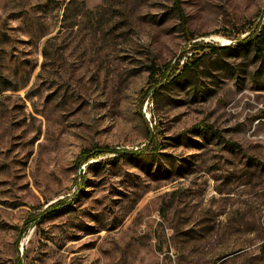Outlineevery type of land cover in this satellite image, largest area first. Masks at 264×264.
Instances as JSON below:
<instances>
[{
  "label": "rangeland",
  "instance_id": "obj_1",
  "mask_svg": "<svg viewBox=\"0 0 264 264\" xmlns=\"http://www.w3.org/2000/svg\"><path fill=\"white\" fill-rule=\"evenodd\" d=\"M71 1L0 0V264H264V0Z\"/></svg>",
  "mask_w": 264,
  "mask_h": 264
},
{
  "label": "trees",
  "instance_id": "obj_2",
  "mask_svg": "<svg viewBox=\"0 0 264 264\" xmlns=\"http://www.w3.org/2000/svg\"><path fill=\"white\" fill-rule=\"evenodd\" d=\"M75 0H72L70 2V5H72V2H74ZM175 1V8L177 9V11L181 12V8L179 6L180 0H174ZM264 19V17H263ZM264 37V20L262 21V23L256 27V29L254 27H252L249 32H248V36H246L245 38H242L241 36H238V38L233 39L234 42L232 45L234 46H239V47H244L245 45H247L250 42H253L254 40L260 41L262 40ZM52 40H49L47 43H50ZM192 41V40H191ZM205 48L209 49L208 52H206L205 54H203L201 57H197L195 56V58H189V60L187 62H185L181 67L175 68L172 67L170 64L167 65L163 70H160L159 68H156L154 65H151L149 67V82H148V86L142 90V96H143V100L141 101V107L142 108V104L144 103L145 99H147L149 96L155 95V93H159L160 89L163 88L164 86H167L168 84H172L174 82H176L179 77L181 75H184L186 72L189 71H193L199 64V62L201 61L200 59L205 56L208 55V53H219L220 51H225V50H229V49H233L231 48V46H205ZM195 51H201L199 48H193ZM203 50V49H202ZM45 58H48V52L47 50H45L44 52ZM195 55V54H194ZM197 57V58H196ZM46 69V68H45ZM42 76V75H41ZM12 91H16V90H12ZM204 128V129H203ZM206 128V129H205ZM198 131L200 130H208V131H214L212 127L209 126H198L197 128ZM216 133V132H215ZM231 146H236L235 144H232ZM158 145H157V141L156 139L153 138V140H151V146H149L148 150L151 151V153L154 151H158L159 149H157ZM147 150V151H148ZM145 151V152H147ZM144 150H139V151H127V150H118L117 148H113V147H108V146H103V147H98V148H94V149H89V150H84L79 157L77 158V163L80 167L89 164L90 161L94 160V159H98L99 157H103L106 155H130V156H138V155H142L145 153ZM157 155L159 153H152V155ZM86 182H84L85 184ZM83 184V186H84ZM82 191V189H81ZM71 202H66V200H62L59 201L56 204L51 205L45 212V214H50L56 210L62 209L64 207H67L70 205ZM44 218L45 216L40 215V217H31L30 218V223L31 222H36L38 219ZM261 249L264 251V246L261 247ZM19 264H21L19 262Z\"/></svg>",
  "mask_w": 264,
  "mask_h": 264
}]
</instances>
